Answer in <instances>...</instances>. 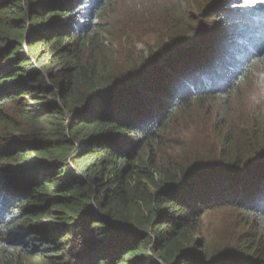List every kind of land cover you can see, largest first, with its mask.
Wrapping results in <instances>:
<instances>
[{"label": "trees", "instance_id": "1", "mask_svg": "<svg viewBox=\"0 0 264 264\" xmlns=\"http://www.w3.org/2000/svg\"><path fill=\"white\" fill-rule=\"evenodd\" d=\"M112 1L0 0V264H264V0H132V57Z\"/></svg>", "mask_w": 264, "mask_h": 264}, {"label": "rangeland", "instance_id": "2", "mask_svg": "<svg viewBox=\"0 0 264 264\" xmlns=\"http://www.w3.org/2000/svg\"><path fill=\"white\" fill-rule=\"evenodd\" d=\"M151 2L157 3L158 6L164 5L167 0H151ZM112 4L115 5L112 12H110L107 16V21L101 26L102 28H105V30H110V34L107 32L101 33L102 39L105 42V44L111 45L114 48H118L123 53L129 51L131 53L130 57L136 54H140L141 52L147 53L149 48L154 49L157 44H159L160 41L153 42L151 44H146L143 41L133 42L131 45H127L124 40L126 39L128 35V39H130L133 35L132 33L135 30H138L135 27V24H130V12L128 11V7L130 5H133L134 3L131 1L126 0H113ZM128 4V5H127ZM199 16H201V13H198ZM174 16V15H173ZM172 16L171 20L169 22L170 25L174 24V17ZM202 17V16H201ZM153 22L158 21V17L152 18ZM166 21V20H165ZM135 22V20H133ZM163 29V27H159ZM143 32L150 31V30H144L141 29ZM130 31V32H128ZM142 32V33H143ZM128 33L127 35H125ZM164 39H166L165 36H163ZM111 38H118L115 40L112 44H109V39ZM146 39H149L146 38ZM163 39V41H164ZM111 48L110 51L117 52L116 49ZM34 59V57H33ZM252 90H254L253 85H249ZM254 94V99L251 100H245L240 99L239 102H246L251 101V104L256 100L257 103L263 104L260 102L262 97L256 98L260 95V93L252 92ZM235 103V101H234ZM194 117L190 118L188 120V123H186V126L189 129H186L184 132L183 130H174L176 134L174 135V140L172 141L174 143L173 150L179 151L189 149V148H198L205 150L206 146L212 141L213 137L212 134L206 133L204 134L199 127L196 120H193ZM191 127H194L190 129ZM242 215L239 216L238 212L235 210H226V211H211L208 214H206L203 218V227L201 231V236L204 239V241L209 244L211 247H218L219 245H226L225 243L229 240V237L235 236L238 234H241L240 232L243 228V220ZM262 228L260 229L261 232H264V222L262 223ZM240 232V233H239Z\"/></svg>", "mask_w": 264, "mask_h": 264}]
</instances>
